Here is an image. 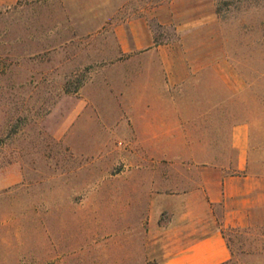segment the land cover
Instances as JSON below:
<instances>
[{"label": "rangeland", "instance_id": "obj_1", "mask_svg": "<svg viewBox=\"0 0 264 264\" xmlns=\"http://www.w3.org/2000/svg\"><path fill=\"white\" fill-rule=\"evenodd\" d=\"M34 11L28 3L0 9V264H160L149 224L170 214L154 206L158 195L189 187L197 163H212L203 155L227 143V125L250 119L255 146L264 147V0H125L83 42L91 65L77 73L62 63L64 49L42 47L43 33L26 30L41 23ZM138 19L172 50L123 55L116 28ZM165 54L198 73L161 97L182 122L178 142L153 144L121 93L139 75L164 86ZM91 74L102 105L68 121L72 95ZM146 113L142 106L138 115ZM225 233L229 264H264V227Z\"/></svg>", "mask_w": 264, "mask_h": 264}, {"label": "crops", "instance_id": "obj_2", "mask_svg": "<svg viewBox=\"0 0 264 264\" xmlns=\"http://www.w3.org/2000/svg\"><path fill=\"white\" fill-rule=\"evenodd\" d=\"M124 1L0 0V9L21 3L33 6L36 10L33 15L40 16L41 23L32 28L27 25L26 30L43 33V41H46L42 47L64 49L62 63L70 66L68 73H77L91 65L83 42L104 31L121 12ZM163 10L164 7L156 11L161 22ZM116 34L123 55L172 50L171 45L157 46L145 19L119 25ZM180 60L169 54L161 56L164 86L156 84L155 79L146 82L139 75L136 83H129L136 88L121 93L122 104L128 111L135 112L133 122L149 143L178 142L176 129L183 126L182 122L172 114L177 112L176 107L162 104L161 97L194 79L198 73L193 62ZM96 74H91L90 81L72 95L76 103L68 121L75 120L88 105H102L98 93L102 88ZM146 96L154 98L148 100ZM142 106H147L148 113L139 116ZM227 126L231 128L227 143H222L216 154L203 155L212 163H197L196 178L191 176L185 180V186L190 188L172 192L164 199L158 195L162 203L154 206L170 214L165 224L157 216L150 219L149 226L163 248L160 264H229L233 252L225 231L264 227V147L255 146L250 119ZM181 136L185 135L181 133ZM187 158L197 159L195 155ZM188 171L191 174L192 170Z\"/></svg>", "mask_w": 264, "mask_h": 264}]
</instances>
